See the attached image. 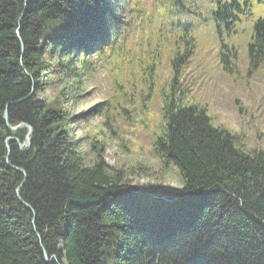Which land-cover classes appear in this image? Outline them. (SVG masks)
I'll list each match as a JSON object with an SVG mask.
<instances>
[{"label":"trees","instance_id":"16d2710c","mask_svg":"<svg viewBox=\"0 0 264 264\" xmlns=\"http://www.w3.org/2000/svg\"><path fill=\"white\" fill-rule=\"evenodd\" d=\"M202 1L0 0V264H264V150H245L204 107L176 103L196 50L192 20L229 31L246 8ZM151 37L170 39L152 148L176 167V189L132 187L104 162L107 141L126 149L117 134L150 114L137 96L156 94L161 53L144 62L128 44ZM263 64L260 19L248 68ZM5 111L11 127L32 129L25 151L14 139L26 130L10 132Z\"/></svg>","mask_w":264,"mask_h":264},{"label":"rangeland","instance_id":"374dc122","mask_svg":"<svg viewBox=\"0 0 264 264\" xmlns=\"http://www.w3.org/2000/svg\"><path fill=\"white\" fill-rule=\"evenodd\" d=\"M241 18L230 32H225L224 29L219 32L213 24L206 28L207 32L210 29L212 32L204 34L196 31L197 48L185 70L183 83L186 87H182V93L177 91L175 97L179 106L194 103L204 107L211 118V124L239 136L245 150L261 151L264 150V65L253 74L248 71V43L253 24L258 19H264V0H248V13L246 18ZM169 43L168 37L161 41L151 37L135 39L128 44L130 54L135 58L142 54L144 62L145 57L155 51L161 53V70L154 81L156 94L147 99L146 90L139 93V100L147 101L150 114L134 118L129 128H122L123 131L117 134L126 149H117L115 142L110 140L107 141L109 148L104 152V162L110 167H121L127 173L128 180H131L132 187L159 182L175 189L180 186L176 167L160 163L152 148L154 139L162 128L157 120L160 105L162 106L160 90L161 96L163 92H167L164 86L161 87V83L168 76L166 80L170 81L172 76L167 65ZM223 46L227 49L234 48L236 54L231 63L235 69L231 68L230 59L225 57ZM131 69L133 71L134 67L131 66ZM100 86L107 90L106 84L102 83ZM30 137L31 135L29 139Z\"/></svg>","mask_w":264,"mask_h":264},{"label":"water","instance_id":"95a60500","mask_svg":"<svg viewBox=\"0 0 264 264\" xmlns=\"http://www.w3.org/2000/svg\"><path fill=\"white\" fill-rule=\"evenodd\" d=\"M3 122L5 123L6 127H7L8 130H10V131H17V130L27 129L28 132H27L26 137H25V142H24L23 144L19 145V147L21 148V147H23V146H28V145H29V135H31V133H32V129H31L30 127H28L26 124L19 125V126H16V127H11V126H9V125H8V122H7V113H6V111H5L4 114H3ZM8 154H9V148H8L7 156H6V158H5L6 160H8ZM8 167H11V166H8ZM12 168H13L14 170H16V171H20V172H22L21 170H19V169H17V168H14V167H12ZM22 173H23V172H22ZM16 192L18 193V192H19V189H17ZM45 258H46V256H45Z\"/></svg>","mask_w":264,"mask_h":264},{"label":"bare ground","instance_id":"6f19581e","mask_svg":"<svg viewBox=\"0 0 264 264\" xmlns=\"http://www.w3.org/2000/svg\"><path fill=\"white\" fill-rule=\"evenodd\" d=\"M43 253H44V256H46V253H45V251H44V250H43ZM51 258H53V259H54L55 257H51Z\"/></svg>","mask_w":264,"mask_h":264}]
</instances>
